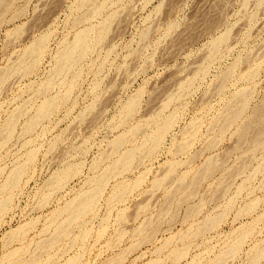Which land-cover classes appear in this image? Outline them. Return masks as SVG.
<instances>
[{
    "label": "rangeland",
    "instance_id": "374dc122",
    "mask_svg": "<svg viewBox=\"0 0 264 264\" xmlns=\"http://www.w3.org/2000/svg\"><path fill=\"white\" fill-rule=\"evenodd\" d=\"M6 3L0 264H264V0Z\"/></svg>",
    "mask_w": 264,
    "mask_h": 264
},
{
    "label": "bare ground",
    "instance_id": "6f19581e",
    "mask_svg": "<svg viewBox=\"0 0 264 264\" xmlns=\"http://www.w3.org/2000/svg\"><path fill=\"white\" fill-rule=\"evenodd\" d=\"M6 1H7V0H0V4H1V6H2V5L5 6V5L7 4ZM84 1L86 2V0H84ZM4 3H6V4L4 5ZM219 3H220V2H219ZM4 8H5V7H4ZM96 9H97V8H96ZM0 10H3V9H0ZM92 11H93V10H92ZM84 14H85V13H84ZM79 17H80V16H79ZM84 17H85V16H84ZM87 31H88V30H87ZM101 31H102V30H101ZM102 32H103V31H102ZM78 33H79V32H78ZM86 33H87V32H85V31H84V32H81L78 36H76V39H75L74 43H73V42L70 43V44L73 43L72 45L69 46V44H68L69 47L66 45L68 48H67L66 50H64V53H63L62 55H60L61 58H60V57H59V58H60L61 60L57 61V63L59 62V66H60V62H67V63L70 62V63L72 64V63H73L72 60H74L75 55H76L75 58H76V59H79V55H77V54H81L84 50H86V47H87V46L85 47V45H87V44H86V41H87L86 38L88 37V36H87L88 34L86 35ZM100 33H101V32H100ZM225 34H226V33H225ZM224 36H225V35H223V37H224ZM221 37H222V36H221ZM42 38H43V37H42ZM219 38H220V36H219ZM219 38H218V39H219ZM225 38H226V37H225ZM40 39H41V38H40ZM218 39H217V40H218ZM220 39L223 40V38H220ZM42 40H44V39H42ZM37 41H38V40H37ZM44 41H45V40H44ZM218 41L220 42V40H218ZM215 42H217V41H215ZM219 42H218V43H219ZM35 43H36V42H35ZM32 45H33V44H32ZM36 45L38 46V45H40V44L38 43V44H36ZM41 45H43V44L41 43ZM41 45H40V48H42ZM216 45H217V44H216ZM37 46H36V48H37ZM29 47H30V46H29ZM215 47H216V46H215ZM217 47H218V45H217ZM31 48H32V47H31ZM36 48H34V49H36ZM40 48H39V50H40ZM28 50H29V49H28ZM32 50H33V48H32ZM29 52H30V51H29ZM31 52H32V51H31ZM31 52H30V53H31ZM61 52H62V51H61ZM85 52H86V51H84V53H85ZM27 53H28V52H27ZM38 53H39V52H38ZM36 54H37V53H36ZM77 56H78V58H77ZM80 56H81V55H80ZM27 57H28V56H27ZM25 58H26V57H25ZM35 59H36V57H35ZM26 60H27V59H26ZM21 61H23V60H21ZM33 61H34V60H33ZM71 61H72V62H71ZM26 62H27V61H26ZM26 62H25V63H26ZM28 64H29V63H28ZM68 64H69V63H68ZM74 64H75V62H74ZM74 64H72V66H73ZM69 65H70V64H69ZM33 66H34V64H33ZM59 66L56 65L55 68H57V67H59ZM61 66L64 67V65H61ZM67 66H68V65H67ZM14 67H15V66H14ZM26 67H27V66H26ZM26 67H25V68H26ZM28 67L32 68L31 66H28ZM28 67H27V68H28ZM65 67H66V66H65ZM70 67H71V66H70ZM16 68H17V67H16ZM71 68H72V67H71ZM60 69H61V67H60ZM63 69H64V68H63ZM65 69L68 70V67L65 68ZM13 70H14V69H13ZM29 70H30V69H29ZM57 70H58V73H60V72H59V68H58ZM57 70H56L55 72H57ZM7 71H8V70H7ZM27 71H28V70H27ZM60 71H61V70H60ZM12 72H13V71H12ZM61 72H62V71H61ZM6 73H7V72H6ZM6 73H5V74H6ZM224 75H225V74H224ZM3 76H4V75H3ZM227 77H228V76H227ZM0 78H1V77H0ZM222 79H224V78H222ZM1 81H3V80H1ZM1 81H0V83H1ZM49 82H51V81H49ZM49 82H47V83H48L47 85H49ZM177 82H178V81H177ZM219 82H220V81H219ZM174 83H175V82H174ZM1 84H2V83H1ZM180 84H181V83H180ZM45 85H46V83H45ZM47 85H46V88H47ZM182 85H183V84H182ZM219 85H220V83H219ZM219 85H218V86H219ZM0 86H2V85H0ZM245 90H246V89H245ZM241 91H242V90H241ZM243 92H244V91H243ZM245 92H247V91H245ZM245 92H244V93H245ZM239 93H242V92H239ZM239 95L243 96L242 94H239ZM165 96H166V95H165ZM237 96H238V95H237ZM241 96H239V97H241ZM169 97H170V96H169ZM243 97H244V96H243ZM245 97H246V95H245ZM166 98H167V97H166ZM239 99H241V98H239ZM242 99H243V98H242ZM51 100H52V99H51ZM133 100H134V99H133ZM167 100H168V98H167ZM244 100H245V98H244ZM244 100H243V101H244ZM46 101H47V102H46L43 106L40 107L39 113L37 112L38 115H39V116H37V114H36L37 117L42 116V118H44V117L46 116L45 114H47V112L49 111V109H51V108H50L51 105H54V104H52L51 101H48V100H46ZM52 101H53V100H52ZM163 101H164V100H163ZM245 101H246V100H245ZM53 103H54V102H53ZM156 103H157V102H156ZM159 103H160V102H159ZM161 103H162V102H161ZM129 104H130V103H129ZM133 104H134V103H133ZM133 104H130L129 108H132V105H133ZM135 104H136V102H135ZM242 104H245V103H242ZM263 105H264V104H263ZM263 105H262V106H263ZM53 107H54V106H53ZM134 107H135V106H134ZM160 107H161V106H160ZM245 107H246V106H245ZM231 108H232V107H231ZM240 108H241V109H240ZM242 108L244 109V107H241V106H240V107H239V110H237V111H235V112L233 111L234 113H233L232 115H233V116H236V115L241 114L240 112L242 111ZM127 109H128V108H127ZM127 109H126V110H127ZM133 109H134V108H133ZM133 109H132V111H133ZM234 109H235V108H234ZM128 110H129V109H128ZM128 110H127V111H128ZM259 110L262 112V111L264 110V108H263V110H262V109H259ZM51 111H52V110H51ZM127 111H126V112H127ZM129 111H130V110H129ZM132 111H131V112H132ZM254 111H255V110H254ZM260 111H259V113H260ZM230 112H231V111H230ZM242 112H243V111H242ZM49 113H50V112H48V114H49ZM259 113H257V114H258V115H262V116L264 115V114H259ZM43 115H45V116L43 117ZM36 116H35V117H36ZM255 116H256V115H255ZM35 117H34V119L31 120V122H33L34 120L37 121V118L35 119ZM237 117H238V116H237ZM237 117H236V118H237ZM11 118H12V117H11ZM11 118H10V120H11ZM13 118H14V116H13ZM40 118H41V117H40ZM40 118H38V119H40ZM226 118H227V117H226ZM226 118H225V119H226ZM228 118H229V117H228ZM228 118H227V120H228ZM232 118H233V117H232ZM256 118H257V117H256ZM262 118L264 119V117H262ZM229 119H230V118H229ZM256 120H258V119H256ZM35 121H34V122H35ZM229 122H230V121H229ZM252 122H253V121H252ZM256 122H257V121H256ZM258 122H259V124H260L261 121L258 120ZM8 123H10V122H8ZM8 123H7V125L10 127V124H8ZM11 123H12L11 126H13L14 123L12 122V120H11ZM35 123H36V122H35ZM223 123H224V122H223ZM225 123H226V122H225ZM227 123H228V121H227ZM227 123H226V124H227ZM245 123H246V122H245ZM245 123H244V124H245ZM247 123H248V122H247ZM250 123H251V122H250ZM250 123H248V126H249ZM31 124H32V123H31ZM166 124H167V123H166ZM251 124H252V123H251ZM257 124H258V123H257ZM164 125H165V123H164ZM245 125H246V124H245ZM8 126H7V129L9 128ZM221 126H222V125H221ZM251 126H252V125H251ZM10 128H11V127H10ZM161 128H162V127H161ZM165 128H166V126H165ZM165 128H164V129H165ZM220 128H221V127H220ZM222 128H223V127H222ZM249 128H250V126H249ZM244 129H245V128H244ZM262 129H263V132H264V120L261 122V129L258 128V131H256L255 134H254V135H255V140L258 139L259 134L262 133V131H261ZM9 130H10V129H9ZM247 130H248V129H247V127H246V130H244V133H245V131H246V133H247V132H248ZM244 133H243V134H244ZM251 133H253V132H251ZM241 134H242V133H241ZM241 134H240V136H241ZM247 134H248V133H247ZM251 135H252V134H251ZM251 135H250V136H251ZM253 137H254V136H253ZM240 138H242V137H240ZM243 138H244V136H243ZM120 139H122V137H121ZM251 139H253V138H251ZM260 139H262V138H260ZM154 140H155V139H154ZM245 140H246V139H245ZM262 140H263V139H262ZM114 141H116V143H115V147H116L117 145H120V144H118V143L122 142V140H119V138H118V141H117V140H114ZM157 141H158V137H157ZM152 142H153V141H152ZM112 143H113V142H112ZM242 143H243V142H242ZM252 143H253V142H252ZM259 143H260V142H259ZM116 144H117V145H116ZM121 144H122V143H121ZM257 144H258V143H257ZM184 145H185V144H184ZM118 147H119V146H118ZM118 147H117V148H118ZM182 148H183V147H182ZM115 150H116V149H115ZM133 153H134V152H133V150H132V152L129 151L128 153H126L125 156H123V155H124V154H123V155H122V156H123V159H124L123 161H122V157L120 158L121 161H122V163H123V164L125 163V165H124L125 167H126V165H127L126 163H128L127 166H129V164H130L129 162H131L132 156H133V158H134ZM118 161H119V160H118ZM209 161H210V160H209ZM215 162H216V161H215ZM219 162H220V161H219ZM120 163H121V162H120ZM217 163H218V162H217ZM212 164H213V163H212ZM213 165H214V164H213ZM210 166H212V165H210ZM122 167H123V166H122ZM19 168H20V169H18V167H17V170H16V171L13 173V175L11 176V180H12V181H9V182H12V183H15L14 181L17 182V177L20 176L19 174L21 173V169H22V167L19 166ZM15 169H16V168H15ZM15 169H14V170H15ZM210 169H211V168H210ZM14 170H13V171H14ZM202 170H203V169H202ZM110 171H111V170H110ZM200 171H201V170H200ZM201 173H202V172H201ZM203 173H204V172H203ZM207 173H208V172H207ZM105 174H106V173H105ZM18 175H19V176H18ZM205 175H206V174H205ZM170 176H172V175H170ZM102 177H105V176L102 175ZM164 177H165V176H164ZM164 177H163V178H164ZM202 177H203V176H202ZM99 178H100V177H99ZM180 178H181V177H180ZM180 178H179V179H180ZM100 179H101V178H100ZM195 179H196V177H195ZM104 180H105V178H104ZM163 180H164V179H163ZM100 181H101V180H100ZM100 181H96V182H98V183L95 182V184H97V187H96V185H94V186H95L94 190H93V188H92V191H91V190H90V192L88 191L89 193H87V191H86L87 195H86L85 197L82 196V198H80L79 201H77L78 199L76 200L78 204H77V206H74V207H75V211H74V212H73V210L70 211V212H73V213L71 214V216H70V212H68V213H69V216H70V217L68 216L69 219L74 220V217H76L79 213H82L84 210H87V208L90 209L89 206L92 205L91 202L93 201L94 196H95V195L97 196V194H96L97 192L99 193V191H98L97 189H98L99 186L102 185V183H103V181H102V183L100 184ZM159 182L161 183V181H159ZM6 183H7V182H6ZM158 184H159V183H158ZM5 185H6V184H5ZM10 185L13 186L14 184H9L8 186H10ZM8 186H7V187H8ZM12 186H10V187H12ZM5 187H6V186H5ZM100 187H101V186H100ZM100 189H101V188H100ZM187 190H188V189H187ZM96 191H97V192H96ZM191 191H192V190H191ZM191 191L189 190V192H191ZM83 193H84V192H83ZM86 193H84V195H85ZM173 194H174V192H173ZM171 196H172V194H171ZM171 196H170V198H171ZM190 196H191V195H190ZM95 198H96V197H95ZM95 198H94V199H95ZM76 201H75V202H76ZM73 203H74V202H72V204H73ZM93 203H94V202H93ZM90 204H91V205H90ZM0 205H2V204H0ZM70 205H71V204H70ZM142 205H143V204H142ZM138 206H139V205H138ZM0 207L2 208V206H0ZM74 207H72V208H74ZM66 208H67V207H66ZM72 208H71V209H72ZM139 208H140V207H139ZM163 208H164V207H163ZM1 210H2V209H1ZM162 210H163V209H162ZM164 211H165V210H164ZM67 215H68V214H67ZM79 217H80V216H79ZM65 219H66V218H65ZM67 220H68V219H66V221H67ZM73 222H74V221H73ZM70 224H71V223H70ZM147 224H148V223H147ZM61 226H62V225H61ZM60 228L63 229L64 227H63V228L60 227ZM60 228H59V229H60ZM65 228H66V226H65ZM65 228H64V229H65ZM64 229H63V230H64ZM61 231H62V230H61ZM48 243H50V242H48ZM41 244H43V243H41ZM48 245H49V244H48ZM44 248H45V247H44ZM29 262H30V261H29Z\"/></svg>",
    "mask_w": 264,
    "mask_h": 264
}]
</instances>
